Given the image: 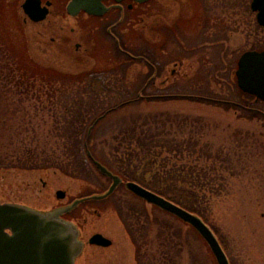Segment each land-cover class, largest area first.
<instances>
[{
    "label": "rangeland",
    "instance_id": "rangeland-1",
    "mask_svg": "<svg viewBox=\"0 0 264 264\" xmlns=\"http://www.w3.org/2000/svg\"><path fill=\"white\" fill-rule=\"evenodd\" d=\"M52 1V12L40 25L25 19L20 7L23 0H0V157L9 156L14 160L24 137L10 135L9 129L16 126L9 119L11 112L28 113L25 125L36 128V135L30 132L24 138L31 146L43 144V135L53 126L50 116H54L63 100H50L43 92L38 94L40 76L45 75V71L72 75L94 71L93 75L104 76L112 69L120 71L113 44L118 49L123 44L128 49L140 50L147 42L156 50H153L156 55L154 77L150 78L153 84L138 91V97L148 96L149 92L158 95L169 89V93H174L170 95L208 96L218 103L206 104L183 96L170 101L138 103L99 124L90 143L96 160L104 163L107 148L102 142L115 126H122L128 116L148 115L155 121L151 126H161L167 119L172 124L167 126H196L198 129L203 126V130L195 131L200 132L196 137L200 145H210L214 155L220 154L215 172L211 173L216 178L213 187H220L222 191L209 201L206 224L215 232L230 264H264V121L249 120L240 110L218 105L225 100L239 99L234 94L232 72L240 54L250 49L264 51V29L255 24V14L249 8L251 0H151L147 5L123 13L112 10L102 18L82 14L74 19L64 14L65 0ZM112 23L116 25L109 28ZM12 48L16 63L25 68V77L30 75L37 80L32 107L20 102L15 97L14 86H8L19 82L17 78L8 77ZM136 59L131 60L127 71L128 86L144 79L149 72L145 62ZM111 75L108 81L113 82V87L108 86L107 78L102 76L95 80L94 86L106 84V98L118 99L134 92V87L129 92L127 86L115 82ZM248 102L249 108L264 114V104L254 99ZM48 109L50 115L46 117ZM183 156L189 157L186 152ZM196 159L194 155L187 160ZM226 166L227 171L223 169ZM88 174L82 176L91 181L68 177L55 168H0V202L21 203L49 212L70 205L76 199L104 193L111 184L93 171ZM219 175L225 180L218 178ZM207 187L203 186L209 189ZM57 191L64 192L65 197L56 198ZM115 193V200L85 201L68 215L83 242V250L74 264H136L134 246L114 208L120 203L134 205L136 199L124 188ZM143 205L149 214L154 213L150 205ZM160 218L182 236L185 247L181 264L194 261L216 264L193 229L168 215ZM94 234H101L111 244L108 247L89 245L88 239Z\"/></svg>",
    "mask_w": 264,
    "mask_h": 264
},
{
    "label": "trees",
    "instance_id": "trees-1",
    "mask_svg": "<svg viewBox=\"0 0 264 264\" xmlns=\"http://www.w3.org/2000/svg\"><path fill=\"white\" fill-rule=\"evenodd\" d=\"M256 26L259 27L257 24ZM141 37L140 34V39H142ZM145 45L140 50H134L128 49L127 46L124 47L123 44L118 49L117 45L113 44V52L118 63L116 65L120 71L112 69L104 76L93 75L92 72L94 71H84L73 75L64 73L62 75L53 70L45 71L46 74L40 76L41 85L39 86L41 87L37 89L38 94L40 95L43 92V95L50 100L53 98H58V101L63 100L59 102L58 110L54 113V116H50L53 126H50L43 135V144L35 143L31 146L24 138L30 132H32V135H36V128L33 129L32 126L25 125L28 113L11 112L9 119L14 121L16 126H11L9 129L10 135L12 134V138L14 136L24 137L20 144L17 142L19 150L16 152L14 160L9 156L3 155L0 157V168L14 167L23 170L55 168L68 177L75 179L82 177L87 181L91 180L82 175L88 176V172L91 174L93 171L98 178H102L87 157L86 151L89 150L92 157L96 159L94 149H92L90 143L94 139L99 124L107 121L108 118H113V116H117L122 111L128 110L141 102L170 101L182 98L179 96L206 104L218 103L209 100L210 97L208 96L170 95L174 93H169V89L158 95L149 92L147 93L148 96L138 97L136 94L138 91H144L152 87L153 84L151 81L153 79L150 80V78L153 74L152 67L155 65L154 57L156 55L153 52L155 48L147 42ZM12 50L13 52L11 51L8 57L11 62L10 76L8 77L17 78L19 82H12L8 86H14L15 97L20 102L23 101L26 106L30 104L32 107L33 103L31 101H34L36 96L34 85L37 80L30 75L25 77L23 73L25 68L18 66L14 55H12L15 53L14 48ZM130 55L137 58L136 60L140 63L145 62L149 72L143 77L144 79L133 82L132 85L128 86L126 85L128 80L127 71L130 63H132L131 60L134 59H129L128 56L132 57ZM110 74L114 76L115 82L127 86L129 92L134 87V92L118 99L109 98L108 96L106 98V84L104 85V82H102L100 86L99 83L96 86L94 85L95 80L100 76L107 78L108 81ZM233 85L234 94L236 93L239 99L237 101L231 100V102L225 100L226 102H219L218 105H223L226 109L234 111L240 110L245 118L249 120L264 121L262 112L259 114L257 113L259 111H255L256 108L248 107V101L253 98L242 93L235 82ZM108 86L113 87V82L108 81ZM48 111L49 109L44 114L46 117L50 115ZM57 112L59 113L57 114ZM96 120L98 121L94 124ZM123 120L122 126H115L110 131L108 139H104L102 142L103 146L107 148L106 158H103L104 163L102 162V164L123 181L134 182L158 194L197 215L206 223L209 201L220 196L222 191L220 187H213L216 178H213L214 173H211L215 172V163L218 162L217 159L219 160L220 154L214 155L210 151V145H200L196 137V134L200 132L196 133L195 131H201V128L203 130V126H200V129L196 126V129L194 126H167L168 124L172 125L169 119L163 120L161 126H151L155 121L152 122L148 115H139L135 118H129L128 116L127 119ZM91 126H93L91 135L87 137L88 129ZM85 142L87 146H85ZM185 152L189 156L188 158H183ZM194 155L197 157L196 160L192 162L187 160ZM199 159L202 161H199ZM223 169L228 170L227 166ZM218 178L222 181L225 180L220 175ZM204 185H208L207 188L209 189H204ZM119 189L123 188L120 187ZM213 189H215L214 192ZM115 196L116 193L104 201L115 200ZM132 197L136 199V204L120 203L119 205L115 204L114 208L134 246L135 263L181 264L183 248L185 247L182 236L178 231H174L171 226L166 225L160 218L161 215H170L155 207H152L154 213L151 215L143 205V201L134 196ZM190 263L197 264V261Z\"/></svg>",
    "mask_w": 264,
    "mask_h": 264
},
{
    "label": "water",
    "instance_id": "water-1",
    "mask_svg": "<svg viewBox=\"0 0 264 264\" xmlns=\"http://www.w3.org/2000/svg\"><path fill=\"white\" fill-rule=\"evenodd\" d=\"M106 1L108 0H69L65 13L72 18L80 13L102 17L113 7L121 8L119 3L124 0H113L115 4L111 6H106ZM129 1L141 5L150 0ZM50 5L47 2L42 6L41 0H25L21 9L30 21L38 23L46 19ZM250 9L256 13L258 25L264 28V0H251ZM235 76L237 87L242 92L264 102V51L244 52L238 59ZM91 129L92 127L88 129V137ZM87 155L91 158L89 151ZM92 161L99 173L111 180L109 188L102 194L77 199L68 206L45 213L18 204L0 203V264H74L83 250V243L78 239L79 232L75 225L61 216L84 201L106 199L122 184V180L105 166ZM124 187L146 204L189 225L205 242L217 264H229L217 238L200 217L134 182H126ZM64 195L62 191L56 192L58 199L64 198ZM88 243L108 247L111 241L101 234H94Z\"/></svg>",
    "mask_w": 264,
    "mask_h": 264
},
{
    "label": "flooded vegetation",
    "instance_id": "flooded-vegetation-1",
    "mask_svg": "<svg viewBox=\"0 0 264 264\" xmlns=\"http://www.w3.org/2000/svg\"><path fill=\"white\" fill-rule=\"evenodd\" d=\"M42 1V6L46 3V2H50L51 3V6L49 7V13H48V15H47V17L48 16H50V14H51V12H52V8H53V1L52 0H41ZM4 2H6V1H4ZM65 2H66V0H65ZM113 3V1L112 0H110L108 3H106L107 5H111ZM4 4V3H3ZM3 4H2V6H3ZM129 4H130V2H129V0H124V1H122L121 3H120V6L122 7V12H125L127 9H128V6H129ZM5 6V5H4ZM6 8H8V6H5ZM10 8V7H9ZM8 8V9H9ZM116 11H118L119 13H120V11H121V9H117ZM3 12H4V10H3ZM47 17H46V19H47ZM67 18H69V17H67ZM25 19H27V18H25ZM45 19V20H46ZM44 20V21H45ZM27 21H29L28 19H27ZM44 21L43 22H40V23H33V22H30V23H32V24H40V25H43V23H44ZM112 24H114V23H112ZM112 24H110V25H112ZM77 47H78V45H76ZM172 73H174V71L173 72H171V74ZM228 102H231V101H229V100H227ZM7 203H12V202H7ZM18 204V203H17ZM21 204V203H20ZM23 205V204H22ZM7 232L9 233V234H11V232L9 231V230H7Z\"/></svg>",
    "mask_w": 264,
    "mask_h": 264
},
{
    "label": "bare ground",
    "instance_id": "bare-ground-1",
    "mask_svg": "<svg viewBox=\"0 0 264 264\" xmlns=\"http://www.w3.org/2000/svg\"><path fill=\"white\" fill-rule=\"evenodd\" d=\"M132 194V193H131ZM133 195V194H132ZM134 196V195H133ZM134 197H136V196H134ZM136 198H138V197H136Z\"/></svg>",
    "mask_w": 264,
    "mask_h": 264
}]
</instances>
